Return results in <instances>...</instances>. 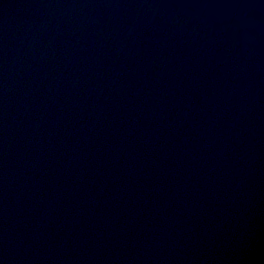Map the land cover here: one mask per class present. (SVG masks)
<instances>
[{"label": "water", "instance_id": "water-1", "mask_svg": "<svg viewBox=\"0 0 264 264\" xmlns=\"http://www.w3.org/2000/svg\"><path fill=\"white\" fill-rule=\"evenodd\" d=\"M0 264H264V0H0Z\"/></svg>", "mask_w": 264, "mask_h": 264}]
</instances>
